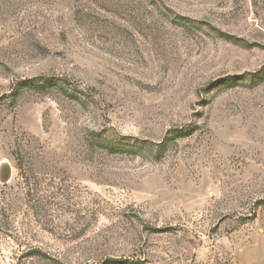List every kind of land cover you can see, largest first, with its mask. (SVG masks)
Segmentation results:
<instances>
[{"label": "rangeland", "instance_id": "obj_1", "mask_svg": "<svg viewBox=\"0 0 264 264\" xmlns=\"http://www.w3.org/2000/svg\"><path fill=\"white\" fill-rule=\"evenodd\" d=\"M0 264H264V0H0Z\"/></svg>", "mask_w": 264, "mask_h": 264}]
</instances>
